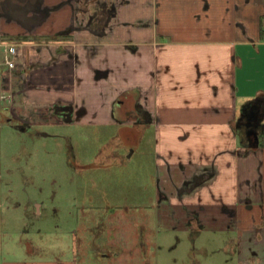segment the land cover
<instances>
[{
  "label": "crops",
  "instance_id": "1",
  "mask_svg": "<svg viewBox=\"0 0 264 264\" xmlns=\"http://www.w3.org/2000/svg\"><path fill=\"white\" fill-rule=\"evenodd\" d=\"M0 41L18 45L0 65L10 115L104 126L134 110L159 220L234 231L237 263L264 264V116L253 143L240 127L264 100V0H0Z\"/></svg>",
  "mask_w": 264,
  "mask_h": 264
},
{
  "label": "rangeland",
  "instance_id": "2",
  "mask_svg": "<svg viewBox=\"0 0 264 264\" xmlns=\"http://www.w3.org/2000/svg\"><path fill=\"white\" fill-rule=\"evenodd\" d=\"M21 112L12 110L14 123L24 126L25 118L39 117ZM11 116L0 124V264H238L231 249L236 232L197 224L190 231L181 217L177 228L159 220L166 216L158 204L153 139L143 141L122 167H86L94 160L112 163L110 136L122 125L49 119L24 131ZM92 213L126 217H85ZM101 218L105 224L96 231ZM111 245L119 252L108 254Z\"/></svg>",
  "mask_w": 264,
  "mask_h": 264
},
{
  "label": "flooded vegetation",
  "instance_id": "3",
  "mask_svg": "<svg viewBox=\"0 0 264 264\" xmlns=\"http://www.w3.org/2000/svg\"><path fill=\"white\" fill-rule=\"evenodd\" d=\"M261 108L262 105L259 106L258 110V114H261ZM139 112V111H138ZM140 113V112H139ZM125 114L127 115V119H120L118 121L117 125H122L120 130L117 133H111L110 136V144H109V149L108 152L111 153V157H113V161L111 164L107 163L104 160L102 161H96L94 160L93 162H91L90 164H87L86 167H88L89 165H100V166H104L105 168H109L112 165H118L120 167H122L126 161H128V159H131L134 155V153L136 151L139 150V138L141 136V131H142V127L141 125L143 124L141 119H137V113L134 110H127L125 111ZM136 117V118H135ZM240 124V127L243 129L244 132H246V134L248 135L249 141L250 142H254L251 137H254V133L257 132L256 130L260 127V122H259V117L257 116L255 119H250V120H244L242 118ZM25 124V123H24ZM248 124V125H247ZM14 126H16L17 128H20L22 130H27L29 128H31L30 125L25 124L24 126L21 124H16L13 123ZM92 126H97V125H92ZM104 126H115V125H104ZM99 127V126H98ZM251 131H254L253 134ZM140 133V134H139ZM250 136V137H249ZM105 155H101V158H104ZM100 160V159H99ZM85 167V165H84ZM93 167V166H91ZM197 178L192 182L189 183L191 186L196 182ZM203 180V179H202ZM94 182H96L94 180ZM93 182V183H94ZM188 184V183H187ZM185 189V188H183ZM93 190V189H92ZM94 191H92V193H89V195L91 194L92 196H89L90 198L94 199ZM104 195V194H103ZM104 198V196L102 197ZM85 217H126L125 215L120 216L118 214H112V213H98V214H93L92 215H87ZM103 224H105V220L104 218L100 219V224L99 226H94L93 228H96V231H100L103 229ZM93 248L100 250L101 247H95L93 246ZM109 254V252H108Z\"/></svg>",
  "mask_w": 264,
  "mask_h": 264
},
{
  "label": "built area",
  "instance_id": "4",
  "mask_svg": "<svg viewBox=\"0 0 264 264\" xmlns=\"http://www.w3.org/2000/svg\"><path fill=\"white\" fill-rule=\"evenodd\" d=\"M1 48H3V52L0 53V65L4 64L13 69L16 66V56L18 54L17 43L0 41ZM3 99H6V95H0V100Z\"/></svg>",
  "mask_w": 264,
  "mask_h": 264
},
{
  "label": "trees",
  "instance_id": "5",
  "mask_svg": "<svg viewBox=\"0 0 264 264\" xmlns=\"http://www.w3.org/2000/svg\"><path fill=\"white\" fill-rule=\"evenodd\" d=\"M9 116H11V115L9 114L8 106L7 105L4 106L0 102V119H1V121L5 120V118L9 117ZM9 120H10L11 123H14V118L13 117H12V119L9 118Z\"/></svg>",
  "mask_w": 264,
  "mask_h": 264
},
{
  "label": "water",
  "instance_id": "6",
  "mask_svg": "<svg viewBox=\"0 0 264 264\" xmlns=\"http://www.w3.org/2000/svg\"><path fill=\"white\" fill-rule=\"evenodd\" d=\"M256 102H257V103L259 102V103L262 104V108H261V111H260L261 114L259 113V114H258V117H260V116H264V100H263L262 98H258Z\"/></svg>",
  "mask_w": 264,
  "mask_h": 264
}]
</instances>
